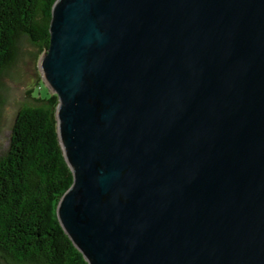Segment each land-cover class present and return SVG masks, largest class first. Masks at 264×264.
I'll list each match as a JSON object with an SVG mask.
<instances>
[{"label": "water", "instance_id": "95a60500", "mask_svg": "<svg viewBox=\"0 0 264 264\" xmlns=\"http://www.w3.org/2000/svg\"><path fill=\"white\" fill-rule=\"evenodd\" d=\"M48 31L87 264H264V0H55Z\"/></svg>", "mask_w": 264, "mask_h": 264}, {"label": "trees", "instance_id": "16d2710c", "mask_svg": "<svg viewBox=\"0 0 264 264\" xmlns=\"http://www.w3.org/2000/svg\"><path fill=\"white\" fill-rule=\"evenodd\" d=\"M55 0H0V79L25 38L40 54L49 46ZM15 117L0 155V264H87L62 230L56 206L72 184L56 132L57 96L36 97Z\"/></svg>", "mask_w": 264, "mask_h": 264}, {"label": "rangeland", "instance_id": "374dc122", "mask_svg": "<svg viewBox=\"0 0 264 264\" xmlns=\"http://www.w3.org/2000/svg\"><path fill=\"white\" fill-rule=\"evenodd\" d=\"M41 57L34 46L21 38L14 63L0 79V155L9 146L18 110L25 105H35L33 98H47L51 94L43 82Z\"/></svg>", "mask_w": 264, "mask_h": 264}]
</instances>
